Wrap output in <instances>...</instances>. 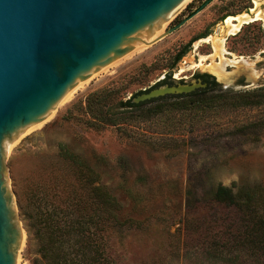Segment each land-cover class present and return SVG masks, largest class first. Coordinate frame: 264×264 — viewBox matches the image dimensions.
Here are the masks:
<instances>
[{
    "label": "rangeland",
    "instance_id": "rangeland-1",
    "mask_svg": "<svg viewBox=\"0 0 264 264\" xmlns=\"http://www.w3.org/2000/svg\"><path fill=\"white\" fill-rule=\"evenodd\" d=\"M205 1L188 0L164 29ZM253 4L211 0L162 39L92 74L13 142L5 164L23 232L17 264H48L37 233L48 221L59 227L84 223L102 250V264H264V214L213 197L218 184L264 185V126L256 125L264 121V106L220 112L216 122L210 115L198 125L163 115L128 125L129 135L114 125H96L85 106V97L101 89L114 90L117 101L159 86H205L193 78L196 72H209L233 90L262 87L264 22L223 35L220 21ZM61 145L95 169L93 185L108 189L114 207L79 181L77 166L61 157Z\"/></svg>",
    "mask_w": 264,
    "mask_h": 264
},
{
    "label": "water",
    "instance_id": "water-1",
    "mask_svg": "<svg viewBox=\"0 0 264 264\" xmlns=\"http://www.w3.org/2000/svg\"><path fill=\"white\" fill-rule=\"evenodd\" d=\"M183 0H0V264H17L23 241L8 185L5 144L54 111L63 96L130 52L170 34L198 10L151 37ZM201 83L159 86L134 102Z\"/></svg>",
    "mask_w": 264,
    "mask_h": 264
},
{
    "label": "trees",
    "instance_id": "trees-1",
    "mask_svg": "<svg viewBox=\"0 0 264 264\" xmlns=\"http://www.w3.org/2000/svg\"><path fill=\"white\" fill-rule=\"evenodd\" d=\"M185 45L175 55L177 61L187 51ZM203 88H197L189 93L164 95L145 101L133 102L132 98L113 101L114 90H97L85 97V106L96 125H114L125 135L130 133L127 126L134 122L140 123L150 121L160 116L177 114L178 121L182 124L190 123L198 125L206 117L213 115V122L220 112L232 113L236 110L264 106V85L262 87L248 90H233L222 88L210 74ZM135 96V95H134ZM220 119V118H219ZM257 127L264 126V121L256 123ZM255 126V125H253ZM262 126V127H263ZM245 125L240 126L244 130ZM239 130V131H240ZM61 157L77 166L79 170V181L90 188L92 195L99 198L105 206L114 207L116 201L114 196L101 185H93L97 179L96 171L90 164L67 146L61 145ZM213 197L221 202L232 205L254 206L255 209L264 214V185H237L231 186L218 184L214 190ZM76 203V202H75ZM50 213H47L49 215ZM80 221H78L79 223ZM84 223L78 227H59L52 221H48L47 228L39 230L38 237L41 241L39 248L42 256L48 264H102V250L96 244L94 232L85 230ZM75 235L77 239H72ZM72 249L69 251V249Z\"/></svg>",
    "mask_w": 264,
    "mask_h": 264
},
{
    "label": "bare ground",
    "instance_id": "bare-ground-1",
    "mask_svg": "<svg viewBox=\"0 0 264 264\" xmlns=\"http://www.w3.org/2000/svg\"><path fill=\"white\" fill-rule=\"evenodd\" d=\"M188 0H183L174 10H173V12L169 15V19L177 12V10L179 9V8H181L186 2H187ZM250 12H251V14H248V13H243V14H239V15H235V16H227L226 18H225V20H224V23H223V26H222V34L223 35H231V34H234V33H236L239 29H240V27L242 26V25H244V24H247V23H249V22H251V21H256V20H261V21H263L264 22V7L263 8H259V2L258 1H254V7H252L251 9H250ZM167 21H165L157 30H155V32H154V34L151 36V37H149V38H146V37H144V40L145 41H150V40H152L155 36H157L158 34H160L162 31H163V29H164V26H165V23H166ZM206 40H208V38L206 39ZM217 39H215V43L217 44ZM146 45H148L147 43H145V42H140L139 44H136L135 45V47L130 51V52H128L127 54H125L124 56H126V55H128V54H130V53H132L133 51H136V50H138V49H140V48H144ZM202 64V62L201 61H199V65H201ZM208 66H210V68H212V65H210L209 63H208ZM216 73L218 74V75H222L221 74V71H219V70H217L216 71ZM88 80V78L87 79H85V80H83V81H80V82H78L75 86H73L64 96H63V98L61 99V100H64L65 98H67L69 95H71V93L75 90V88L77 87V86H79V85H81L83 82H85V81H87ZM60 100V101H61ZM60 103V102H59ZM58 103V104H59ZM52 113V112H51ZM50 113V114H51ZM48 115V117L49 116H51V115ZM47 117V118H48ZM46 119V118H45ZM44 119V120H45ZM43 120V121H44ZM41 123V122H40ZM39 123H37V124H35V125H32V126H36V125H38ZM30 128H31V126H30ZM28 129V128H27ZM14 142V141H13ZM13 142L12 143H10V142H7L6 144H5V148H6V150L8 151L9 150V148H10V146H12V144H13Z\"/></svg>",
    "mask_w": 264,
    "mask_h": 264
},
{
    "label": "flooded vegetation",
    "instance_id": "flooded-vegetation-1",
    "mask_svg": "<svg viewBox=\"0 0 264 264\" xmlns=\"http://www.w3.org/2000/svg\"><path fill=\"white\" fill-rule=\"evenodd\" d=\"M211 0H206L203 4H201L196 10H198V12L200 11V10H202L203 8H204V6H206V4H208L209 2H210ZM255 0H253V2H254ZM259 3H260V8H263V7H261V5H264V1H261V0H259L258 1ZM252 7H254V4H253V6H251V7H245V12H243V13H248V14H251V12H250V9L252 8ZM196 10H194L193 12H195ZM192 12V13H193ZM197 12V13H198ZM191 13V14H192ZM191 14H189V15H191ZM188 15V16H189ZM252 15V14H251ZM188 16H186V17H188ZM227 16H230V15H225V16H222V18H221V20L220 21H224L225 20V18L227 17ZM233 16V15H232ZM185 17V18H186ZM184 19V18H183ZM182 20V19H181ZM256 21H259V20H256ZM261 21V20H260ZM251 22H254V21H251ZM250 23V22H249ZM249 23H247V24H249ZM222 24H220L217 28H216V31H215V34L217 35V34H219L218 32H219V28H220V26H221ZM239 31V30H238ZM232 35H235V34H232ZM206 36V33L204 32L201 36H198V39L199 38H203V37H205ZM187 52V51H186ZM185 52V53H186ZM185 53H184V55H185ZM184 55H182V57L184 56ZM182 57H180V59L182 58ZM179 60V59H178ZM177 60V61H178ZM205 73H207V74H210L211 76H213V78L215 79V81L217 82V80H216V78H215V75H213V74H211V73H209V72H196L194 75H193V78H195L197 81L199 80L200 82H202V83H206L207 84V81L209 80V78L210 77H206V76H204L203 74H205ZM160 81V80H159ZM172 81L173 80H169V83L171 84L172 83ZM221 86H222V84H221ZM197 88H203V87H197ZM197 88H195V89H197ZM222 88H227V87H224V86H222ZM194 89V90H195ZM193 91V90H192ZM191 92V91H190ZM187 93H189V92H187ZM182 94V93H181Z\"/></svg>",
    "mask_w": 264,
    "mask_h": 264
}]
</instances>
